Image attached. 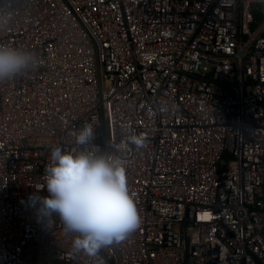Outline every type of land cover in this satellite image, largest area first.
<instances>
[{
	"label": "built area",
	"instance_id": "2783aa9c",
	"mask_svg": "<svg viewBox=\"0 0 264 264\" xmlns=\"http://www.w3.org/2000/svg\"><path fill=\"white\" fill-rule=\"evenodd\" d=\"M263 3L0 0V44L40 60L0 81V264H183L186 222L189 264H264ZM86 122L140 219L95 256L35 207Z\"/></svg>",
	"mask_w": 264,
	"mask_h": 264
},
{
	"label": "clouds",
	"instance_id": "9594fccd",
	"mask_svg": "<svg viewBox=\"0 0 264 264\" xmlns=\"http://www.w3.org/2000/svg\"><path fill=\"white\" fill-rule=\"evenodd\" d=\"M39 64L34 52L0 44V81ZM95 139L93 125L86 122L75 136L78 150H51V164L45 168L48 195L37 196L35 204L38 219L58 217L65 233L76 234L73 252L88 256L124 241L140 225L124 165L117 157L97 152ZM129 139L137 146L143 144L135 136Z\"/></svg>",
	"mask_w": 264,
	"mask_h": 264
},
{
	"label": "water",
	"instance_id": "95a60500",
	"mask_svg": "<svg viewBox=\"0 0 264 264\" xmlns=\"http://www.w3.org/2000/svg\"><path fill=\"white\" fill-rule=\"evenodd\" d=\"M102 123V138L104 137L105 134V129L103 126V120L101 119ZM99 153H103V151H100ZM187 222L183 225V231H184V254H183V264H189V259H190V253H189V240L188 237L185 234V229L187 226Z\"/></svg>",
	"mask_w": 264,
	"mask_h": 264
},
{
	"label": "trees",
	"instance_id": "16d2710c",
	"mask_svg": "<svg viewBox=\"0 0 264 264\" xmlns=\"http://www.w3.org/2000/svg\"><path fill=\"white\" fill-rule=\"evenodd\" d=\"M254 22L252 24V27H255L257 23H259L263 19L262 12H260V9L253 8L252 9Z\"/></svg>",
	"mask_w": 264,
	"mask_h": 264
},
{
	"label": "rangeland",
	"instance_id": "374dc122",
	"mask_svg": "<svg viewBox=\"0 0 264 264\" xmlns=\"http://www.w3.org/2000/svg\"><path fill=\"white\" fill-rule=\"evenodd\" d=\"M263 9H264V3H263Z\"/></svg>",
	"mask_w": 264,
	"mask_h": 264
}]
</instances>
